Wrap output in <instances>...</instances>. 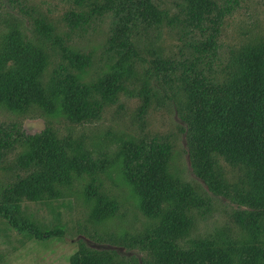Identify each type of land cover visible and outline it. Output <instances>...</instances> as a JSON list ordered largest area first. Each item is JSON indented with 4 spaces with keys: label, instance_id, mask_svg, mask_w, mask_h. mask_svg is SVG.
I'll use <instances>...</instances> for the list:
<instances>
[{
    "label": "rangeland",
    "instance_id": "374dc122",
    "mask_svg": "<svg viewBox=\"0 0 264 264\" xmlns=\"http://www.w3.org/2000/svg\"><path fill=\"white\" fill-rule=\"evenodd\" d=\"M79 1L0 0V52L5 37L20 30L48 58L46 82L62 66H69L60 46L53 42L55 37L48 39L37 30L39 21L51 24L54 36L91 58L85 70L68 71L85 84L98 82L121 61L122 53L130 46L121 45L126 41L125 34L120 37L121 31L129 35L137 52L129 61L133 71L126 89L92 121L74 124L62 113L51 115L36 106L21 111L0 106V206L11 207L20 220L35 223L43 232H61L49 239H37L14 228L0 214V264H71L81 245L110 252L115 264H145L161 219L143 211L142 200L127 178L123 153L130 144L171 147L168 173L181 186L191 187L198 201L188 213L191 226L186 245L197 241L219 246L229 242L239 247L256 244L251 233L235 219L238 212L249 209L212 192L193 170L181 80L196 74L220 83L234 80L245 50L264 43V0H212L216 14L223 12V18L214 48L206 51L202 44L210 38L211 24L200 29L185 22L183 0H152L172 18V23L164 21L161 25L136 19L131 0ZM70 13H81L89 21L72 27L66 21ZM175 18L179 21L174 22ZM160 59L173 62L174 71L160 68ZM145 86L150 98L146 108L141 97ZM47 129L71 140L77 154L89 156L99 168L94 173L73 175L68 184L58 187L61 194L56 199L31 202L11 197L10 187L34 172L18 162L27 150L22 137L41 135ZM217 169L225 186L245 188L239 167L220 158ZM90 187L97 197L115 204L112 215L95 218L98 201L90 197ZM261 242L263 247L264 234Z\"/></svg>",
    "mask_w": 264,
    "mask_h": 264
},
{
    "label": "trees",
    "instance_id": "16d2710c",
    "mask_svg": "<svg viewBox=\"0 0 264 264\" xmlns=\"http://www.w3.org/2000/svg\"><path fill=\"white\" fill-rule=\"evenodd\" d=\"M131 1L136 19L151 25L172 23L168 13L152 0ZM183 1L185 22L200 29H207V23L211 24L210 38L202 44V50L214 48L223 12L216 14L212 0ZM88 19L81 13L66 16L72 27L87 23ZM37 30L48 39L55 37L53 42L60 46L69 68L62 66L46 82L44 71L48 58L44 51L20 30L12 31L5 37L0 52V106L14 111L36 106L51 115L62 113L74 124L97 119L106 104L117 100L132 77L133 66L129 61L137 52L129 42V35L124 31L120 33V37L123 34L126 37L121 45L130 46L113 71L96 83L85 84L68 71L85 70L90 67L91 58L54 36L55 28L51 24L39 21ZM157 65L164 71H174L176 67L173 62L161 59ZM238 74L226 83L198 74L181 80L187 104L186 137L195 174L212 192L223 194L238 206L249 209L238 212L235 219L251 233L256 244L239 247L229 242L227 246H219L210 241H197L192 246L186 245L184 241L191 226L188 213L198 201L191 187L181 186L168 173L171 147L158 143L130 144L123 153L127 178L142 200L143 211L149 217L161 219L145 264H264V246L261 247L264 234V43L245 50L240 57ZM144 89L141 97L146 108L150 98L147 87ZM55 133L47 129L41 135L22 137L27 150L21 153L18 162L34 172L10 187L11 197L31 202L56 199L61 194L58 187L68 184L73 175L94 173L99 168L89 156L77 154L71 140ZM220 158L242 170L244 189L225 186L217 169ZM89 195L98 201L94 212L97 220L109 217L116 210L114 203L97 197L92 187ZM0 214L14 228L37 239H49L61 233L43 232L35 223L20 220L9 206H0ZM71 260V264H115L110 252L85 245L80 246Z\"/></svg>",
    "mask_w": 264,
    "mask_h": 264
}]
</instances>
